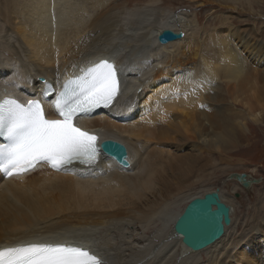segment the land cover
Listing matches in <instances>:
<instances>
[{"label":"bare ground","instance_id":"1","mask_svg":"<svg viewBox=\"0 0 264 264\" xmlns=\"http://www.w3.org/2000/svg\"><path fill=\"white\" fill-rule=\"evenodd\" d=\"M132 1L0 0L4 90L30 94L43 85L40 78L64 81L111 50L121 55L124 85L136 80L111 109L80 122L101 141L126 145L131 169L103 155L90 169L42 166L0 178V248L50 241L92 245L106 264H264L263 192L253 215L241 223L233 216L223 238L205 250L191 251L174 233L186 207L213 192L204 186L229 174L231 160L221 168L215 154L222 160L251 147L249 125L264 127V36L234 31L231 15L207 30L190 9L166 11L161 0L132 9ZM185 1L229 12L244 6ZM165 30L184 38L161 45Z\"/></svg>","mask_w":264,"mask_h":264},{"label":"snow or ice","instance_id":"2","mask_svg":"<svg viewBox=\"0 0 264 264\" xmlns=\"http://www.w3.org/2000/svg\"><path fill=\"white\" fill-rule=\"evenodd\" d=\"M163 40V38H162ZM120 69L107 59L82 70L49 100L47 82L40 97L21 102L0 100V173L19 176L48 165L68 171L73 164L94 166L105 145L75 123L98 107H109L122 95ZM45 101L58 118H49ZM111 147V146H108ZM0 264H106L96 253L69 243L31 242L0 248Z\"/></svg>","mask_w":264,"mask_h":264},{"label":"rangeland","instance_id":"3","mask_svg":"<svg viewBox=\"0 0 264 264\" xmlns=\"http://www.w3.org/2000/svg\"><path fill=\"white\" fill-rule=\"evenodd\" d=\"M151 1L153 0H133L129 4V7L132 9L136 7H145ZM220 1L222 2L229 0ZM126 5H128V3H126ZM243 5L244 6H242V8L245 7L247 9H250L249 7L250 5H252L251 10L244 11L242 8V10H239V8H237L236 13L235 11L229 12V10L221 8L218 5H209L201 7L197 6V4L191 5L185 0L160 1L161 8L166 11L175 12L180 10L181 8H187L194 11V13H197L200 20L199 23L202 29H220L222 26L221 24L223 22V18L226 15H231L233 17L232 29L234 31H242L243 33H245V35L253 33L256 38L258 37L257 39H263L264 37L262 36H264V0H247V2L244 0ZM114 6L116 5L112 4V7ZM214 48L219 49L220 47ZM232 48H234V46H232ZM233 107L235 108L234 110L236 112L243 110L241 106L236 104H233ZM221 109L222 108H220V110ZM248 129L250 130L248 131L247 136L249 138V142L251 143V147L236 150L233 152L232 156L227 155L222 160L221 158H219V156L215 154V159L220 160L219 166L221 168H223L224 165V168H227V164L225 163L231 160L230 166L232 167H229V169L231 170L228 171L229 174H218L216 178H213L204 186V189L210 191L221 190L223 194L225 193L224 196H227L224 197L225 200L233 208L232 217L235 216L239 223L243 222L245 218H248V216L253 215V206L257 202V199L260 198V194L262 192L264 193V127H256L255 125L250 124ZM191 153L192 152H190V154ZM233 174H245L252 180L259 181V185L256 184L251 189L246 190L238 182L229 179L230 176ZM235 189H237V191L234 193ZM252 200L254 201L251 203ZM239 235L240 234L236 235L235 237H237L238 239Z\"/></svg>","mask_w":264,"mask_h":264},{"label":"water","instance_id":"4","mask_svg":"<svg viewBox=\"0 0 264 264\" xmlns=\"http://www.w3.org/2000/svg\"><path fill=\"white\" fill-rule=\"evenodd\" d=\"M163 38V40H162ZM183 33L165 30L159 37L161 45L182 40ZM104 153L114 158L120 164L126 163L128 152L126 147L115 141L103 143ZM111 146V147H108ZM231 180L241 183L245 189H250L258 181H248L247 175L233 174ZM232 209L221 199L219 190L206 194L203 198L192 201L174 225V232L182 238V243L191 251L199 252L214 245L225 235L226 228L232 224Z\"/></svg>","mask_w":264,"mask_h":264}]
</instances>
